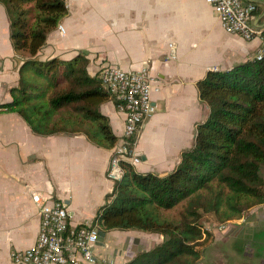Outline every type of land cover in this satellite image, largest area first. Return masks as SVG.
Masks as SVG:
<instances>
[{
	"label": "crops",
	"instance_id": "obj_1",
	"mask_svg": "<svg viewBox=\"0 0 264 264\" xmlns=\"http://www.w3.org/2000/svg\"><path fill=\"white\" fill-rule=\"evenodd\" d=\"M66 2L68 14L59 23L64 32L57 27L49 33L39 58L68 60L84 54L92 76L106 64H117L126 70L146 69L156 81L155 112L143 123L134 150L140 162L133 165L144 173H170L193 145L197 126L208 116L199 82L209 71L255 58L263 43L262 36L247 40L227 33L206 0ZM252 23L264 28V1L258 3ZM23 61L0 3V264H12V251L36 242L40 215L33 194L62 202L76 225L96 221L116 184L108 175L113 147L98 146L83 134H37L18 113L2 107L12 101ZM118 104L110 97L100 110L119 139L126 114ZM261 205L262 220L250 218L254 228L261 223L264 228ZM162 240L159 233L108 230L98 240L91 264H126Z\"/></svg>",
	"mask_w": 264,
	"mask_h": 264
},
{
	"label": "trees",
	"instance_id": "obj_2",
	"mask_svg": "<svg viewBox=\"0 0 264 264\" xmlns=\"http://www.w3.org/2000/svg\"><path fill=\"white\" fill-rule=\"evenodd\" d=\"M0 3L13 47L24 57L12 101L2 107L18 113L37 134H83L98 146H115L118 138L100 110L112 96L99 74H89L88 58H39L49 33L68 14L66 0ZM199 92L208 116L177 167L165 175L144 173L125 160L123 178L99 209L96 221L105 232L163 235L126 264H198L213 241L205 215L228 223L264 203V53L231 69L209 71Z\"/></svg>",
	"mask_w": 264,
	"mask_h": 264
},
{
	"label": "built area",
	"instance_id": "obj_3",
	"mask_svg": "<svg viewBox=\"0 0 264 264\" xmlns=\"http://www.w3.org/2000/svg\"><path fill=\"white\" fill-rule=\"evenodd\" d=\"M217 14L224 30L250 40L262 36L264 28L252 23L258 3L264 0H206ZM66 2V6H67ZM58 29L64 32L62 24ZM263 39V38H262ZM262 47L255 55L260 59ZM217 70V69H216ZM102 83L113 98L119 101V108L126 114L123 133L113 146L108 175L120 181L125 168L123 162L139 164L135 154V143L143 123L155 112L153 91L155 79L146 69L126 70L117 64H106L99 70ZM39 208L40 225L33 246L12 251V264H91L95 262L94 249L98 243L100 225L97 221L74 225L69 218L67 207L50 197L43 198L39 193L32 195Z\"/></svg>",
	"mask_w": 264,
	"mask_h": 264
},
{
	"label": "rangeland",
	"instance_id": "obj_4",
	"mask_svg": "<svg viewBox=\"0 0 264 264\" xmlns=\"http://www.w3.org/2000/svg\"><path fill=\"white\" fill-rule=\"evenodd\" d=\"M262 215L263 205L260 207L255 206L246 212L242 218L228 223H219L212 214L205 215L202 219L204 228L212 232L213 241L204 247L203 257L198 264H263L257 254H255V257L254 250L256 249L264 254V245L259 247L250 241L246 235L247 227L243 228L237 238L232 239L231 236L235 234L234 232L238 230L240 223L245 219L248 220L255 216L262 218ZM244 246L246 249H244Z\"/></svg>",
	"mask_w": 264,
	"mask_h": 264
},
{
	"label": "flooded vegetation",
	"instance_id": "obj_5",
	"mask_svg": "<svg viewBox=\"0 0 264 264\" xmlns=\"http://www.w3.org/2000/svg\"><path fill=\"white\" fill-rule=\"evenodd\" d=\"M262 220V218H261ZM252 225V226H251ZM262 223L258 228L253 227V221L251 222L250 219L244 220L242 223H240V227L238 228L237 231H235V234H232V239H235L239 236L240 232L243 230L244 227H247L246 235L249 237L250 241L254 242L256 245L261 247L264 245V228L262 227ZM259 229V230H258ZM246 241V240H245ZM244 249L245 246H244ZM248 251L250 250L247 249ZM257 254L258 256H261V262L264 263V254H261L259 251L256 249L254 250V255Z\"/></svg>",
	"mask_w": 264,
	"mask_h": 264
},
{
	"label": "water",
	"instance_id": "obj_6",
	"mask_svg": "<svg viewBox=\"0 0 264 264\" xmlns=\"http://www.w3.org/2000/svg\"><path fill=\"white\" fill-rule=\"evenodd\" d=\"M105 236V231L100 230L98 240H103Z\"/></svg>",
	"mask_w": 264,
	"mask_h": 264
}]
</instances>
